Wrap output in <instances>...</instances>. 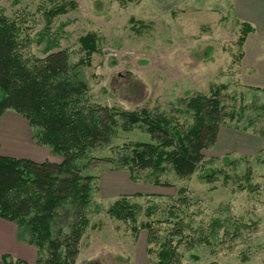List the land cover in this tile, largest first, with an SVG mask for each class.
I'll return each instance as SVG.
<instances>
[{
  "label": "rangeland",
  "instance_id": "rangeland-1",
  "mask_svg": "<svg viewBox=\"0 0 264 264\" xmlns=\"http://www.w3.org/2000/svg\"><path fill=\"white\" fill-rule=\"evenodd\" d=\"M66 1H73L75 8L55 16L50 33L59 36L58 48L77 65V79L87 86L93 104L119 112L146 109L184 124L191 122L185 112L189 98L210 96L224 86L221 100L228 113L244 109L237 118H225L222 127L258 135L257 127L264 125V112L258 110L264 105V45L247 40L251 32L239 45L241 24L231 17L228 0ZM43 5V0H0L3 15L27 28L32 43L24 50L32 58L44 57L45 44L35 43L44 27ZM89 33L96 36L97 51L84 59L79 38ZM8 111L20 119L10 123L12 129L26 134L53 162H61L60 155L36 143L22 116ZM249 121L252 127H247ZM115 127L107 144L90 149L76 162L93 180L88 225L74 264H154V257L145 252L146 232L135 236L131 224L105 212L124 194L131 195V203L144 206L149 196H175L180 188L187 191L191 227L207 236L215 231L209 246L184 251L186 264H264V151L223 159L212 147L202 152L189 178L180 179L167 167L157 178L161 185H155L149 170L131 181L117 160L124 147L151 142L145 127L128 131L120 122ZM23 146L19 150L26 151ZM16 147L0 139V153L14 155ZM212 172L216 175L211 180L204 178ZM214 221L221 226L212 227ZM191 255L198 260H191ZM25 262L34 264L30 258Z\"/></svg>",
  "mask_w": 264,
  "mask_h": 264
},
{
  "label": "trees",
  "instance_id": "trees-1",
  "mask_svg": "<svg viewBox=\"0 0 264 264\" xmlns=\"http://www.w3.org/2000/svg\"><path fill=\"white\" fill-rule=\"evenodd\" d=\"M43 2L44 27L36 33L35 41L45 44L43 58L26 54L24 48L32 43L27 28L16 18L5 17L0 9V117L8 110L22 116L36 143L48 146L62 160L38 163L0 155V219L14 223L20 238L34 246L35 264H74L88 225L93 180L82 174L76 162L90 149L107 144L117 122L128 131L133 126L145 127L151 139L150 143L124 147L117 159L119 165L127 169L131 181L137 179L138 172L149 170L155 176L153 184L161 185L157 178L167 167L180 179L193 175L203 159L202 152L214 146L224 119L237 118L235 114L243 113L244 108L228 113L221 100L224 86L215 88L210 96L189 98L185 112L191 122L184 124L146 109L119 112L93 104L87 86L77 79V65L70 63L66 50L58 48L59 36L50 33L52 19L74 9L75 3ZM250 32L252 28L241 23L239 45ZM79 43L84 59L97 51L93 33L79 38ZM258 110L264 112V105ZM252 126L249 121L247 127ZM256 133L263 142L260 154L264 151V125L257 127ZM215 175L212 172L204 178L211 180ZM186 193L180 188L175 196L152 195L144 206L131 203V195H121L105 213L131 224L135 236L146 232L145 252L154 257V264H186L185 250L209 246L215 236L214 229L207 236L191 227ZM155 197L166 201L154 202L151 199ZM213 223L212 227L221 226L219 221ZM189 258L198 260L196 255ZM0 264L24 263L4 255Z\"/></svg>",
  "mask_w": 264,
  "mask_h": 264
},
{
  "label": "crops",
  "instance_id": "crops-1",
  "mask_svg": "<svg viewBox=\"0 0 264 264\" xmlns=\"http://www.w3.org/2000/svg\"><path fill=\"white\" fill-rule=\"evenodd\" d=\"M228 2L230 14L234 22L243 23L252 28V32L248 34L247 40L255 39L264 45V0H228ZM8 112L6 111L0 117V123L2 124L0 139H5V141L18 146L16 147L18 149L14 150V155L2 153L0 155L28 159L38 163L46 160L52 161L50 155L47 156L40 149L41 147L35 145L26 134H19L12 129V124L10 123H19L20 119L13 113ZM4 124H7L8 128L2 131L1 129ZM20 145H24L23 148H27V150H19ZM262 147L263 142L258 135L220 127L212 149H214L216 155L224 157L230 154L249 157L258 154L262 150ZM4 255L9 256L13 260H20L24 264L28 258L34 264L36 261V249L34 246L27 244L20 238L18 228L14 223L0 219V258Z\"/></svg>",
  "mask_w": 264,
  "mask_h": 264
}]
</instances>
